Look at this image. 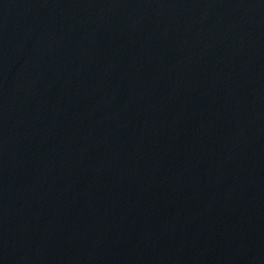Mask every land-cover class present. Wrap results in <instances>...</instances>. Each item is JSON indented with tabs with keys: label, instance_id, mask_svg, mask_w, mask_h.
Instances as JSON below:
<instances>
[{
	"label": "water",
	"instance_id": "1",
	"mask_svg": "<svg viewBox=\"0 0 264 264\" xmlns=\"http://www.w3.org/2000/svg\"><path fill=\"white\" fill-rule=\"evenodd\" d=\"M0 264H264V0H0Z\"/></svg>",
	"mask_w": 264,
	"mask_h": 264
}]
</instances>
